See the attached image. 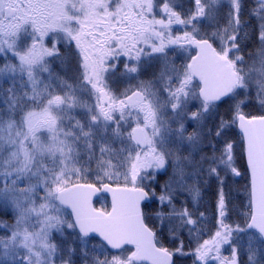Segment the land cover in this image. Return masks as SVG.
I'll return each mask as SVG.
<instances>
[{
    "label": "snow or ice",
    "instance_id": "1",
    "mask_svg": "<svg viewBox=\"0 0 264 264\" xmlns=\"http://www.w3.org/2000/svg\"><path fill=\"white\" fill-rule=\"evenodd\" d=\"M0 264H264V0H0Z\"/></svg>",
    "mask_w": 264,
    "mask_h": 264
}]
</instances>
